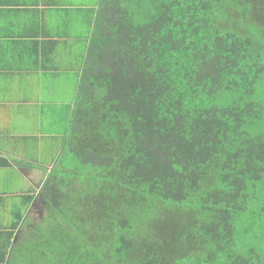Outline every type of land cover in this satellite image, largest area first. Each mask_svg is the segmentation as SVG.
Here are the masks:
<instances>
[{
	"label": "trees",
	"instance_id": "16d2710c",
	"mask_svg": "<svg viewBox=\"0 0 264 264\" xmlns=\"http://www.w3.org/2000/svg\"><path fill=\"white\" fill-rule=\"evenodd\" d=\"M89 23L0 264H264V0H99Z\"/></svg>",
	"mask_w": 264,
	"mask_h": 264
},
{
	"label": "crops",
	"instance_id": "0c3cea01",
	"mask_svg": "<svg viewBox=\"0 0 264 264\" xmlns=\"http://www.w3.org/2000/svg\"><path fill=\"white\" fill-rule=\"evenodd\" d=\"M98 5L0 0V159L7 161L0 167V257L1 235L17 221V211L20 224L27 221V198L37 194L62 151Z\"/></svg>",
	"mask_w": 264,
	"mask_h": 264
},
{
	"label": "rangeland",
	"instance_id": "374dc122",
	"mask_svg": "<svg viewBox=\"0 0 264 264\" xmlns=\"http://www.w3.org/2000/svg\"><path fill=\"white\" fill-rule=\"evenodd\" d=\"M71 86H72V87H75V83H72V84H71ZM73 93H74V92H73ZM73 93H72V94H70L69 96H72V95H73ZM64 97H66V96H64ZM43 182H44V180H43ZM43 182H42V183H41V184L38 186V188H37V190H36V191H37V193H39V191H40V188H41V186H42ZM38 217H39V216H38Z\"/></svg>",
	"mask_w": 264,
	"mask_h": 264
}]
</instances>
